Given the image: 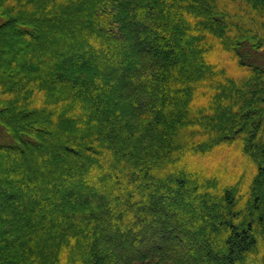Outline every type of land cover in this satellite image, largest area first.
Listing matches in <instances>:
<instances>
[{"label": "trees", "instance_id": "16d2710c", "mask_svg": "<svg viewBox=\"0 0 264 264\" xmlns=\"http://www.w3.org/2000/svg\"><path fill=\"white\" fill-rule=\"evenodd\" d=\"M0 15V264H264V0ZM232 148L241 198L235 176L196 175Z\"/></svg>", "mask_w": 264, "mask_h": 264}, {"label": "rangeland", "instance_id": "374dc122", "mask_svg": "<svg viewBox=\"0 0 264 264\" xmlns=\"http://www.w3.org/2000/svg\"><path fill=\"white\" fill-rule=\"evenodd\" d=\"M3 18L0 15V23L3 22ZM139 47L142 48L143 45L139 44ZM221 52V51H220ZM212 61H216L217 63L221 62V64H223L225 67H223V69H226V72H228V77H231V71H229L230 69H228V67L232 66L230 65V63L228 62V60L226 59V57L223 54H220V61H217L215 58H211ZM225 72V71H224ZM51 99H49V101H38L37 104L35 105V109L37 111H50L52 109V107L50 106L51 103ZM72 119L75 117L74 113H71L70 116ZM4 128L0 125V143L2 144H12L13 140L11 138V136L8 134H5L4 132ZM4 132V133H3ZM229 154L228 155H214V156H210L208 158L205 159L204 163H202L201 165L207 168H200L199 172L200 173H196V175L198 174H202V173H207L210 170H216L219 171L221 173H223L224 175H229V176H235L236 180L232 183H225V185H230L232 187H234L236 190H239V186L242 185V182L244 181V178H246V176H248V171H249V162L245 161L242 158L243 152L239 151L238 149L232 148L229 150ZM227 156V157H226ZM213 170V172H215ZM201 179H199V177L197 178V181L195 183H197L198 181H200ZM2 189L5 188L4 185H2L1 187ZM1 191V190H0ZM238 198H241V192L239 190L238 193ZM11 200L3 198V203L7 204L8 206H10L9 202ZM20 201V200H19ZM24 203H30V200H23ZM21 202V201H20ZM1 205H4V204ZM177 248H180L177 246ZM181 250V249H180Z\"/></svg>", "mask_w": 264, "mask_h": 264}]
</instances>
